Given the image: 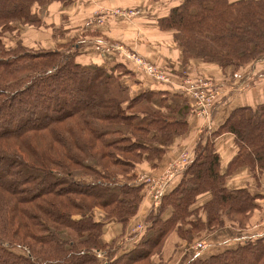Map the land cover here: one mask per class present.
<instances>
[{
    "label": "trees",
    "instance_id": "trees-1",
    "mask_svg": "<svg viewBox=\"0 0 264 264\" xmlns=\"http://www.w3.org/2000/svg\"><path fill=\"white\" fill-rule=\"evenodd\" d=\"M143 2L137 8L169 34L183 65L236 70L264 59V0ZM90 6L0 0V264H166L171 237L179 248L223 217L242 226L264 211V188L223 182L241 167L264 179L263 102L235 108L214 131L232 134L237 147L223 170L213 144L199 139L176 184L128 233L146 192L140 166L158 168L179 146L193 106L168 84L131 95L142 72L118 52L96 50L104 34L81 27ZM159 66L174 79L188 75ZM111 224L118 231L106 239ZM172 251L168 264H264V233L217 253Z\"/></svg>",
    "mask_w": 264,
    "mask_h": 264
},
{
    "label": "crops",
    "instance_id": "crops-1",
    "mask_svg": "<svg viewBox=\"0 0 264 264\" xmlns=\"http://www.w3.org/2000/svg\"><path fill=\"white\" fill-rule=\"evenodd\" d=\"M143 1L144 0H89V4L91 6L87 9V11L90 12V16L81 27L85 30L92 27L91 30L95 29L100 31L104 34V39L107 38L115 41L118 38V40H121L123 45L135 49L149 62L153 64L157 63L158 66L166 65L170 67V69L181 73V75L190 74L208 77L219 87L221 96L215 105L213 113V127L211 128V131L201 128L199 119L194 117L190 122L188 134L179 140V148L177 146L171 147L165 156L163 164L156 169H152L148 163L142 164L140 166V173L147 171L150 173L149 175L154 176L157 175L163 167L173 164L170 167L174 166L178 169L174 177L179 176L187 165L184 164L181 166L180 163H178V161L181 160V156H179V154L182 150L187 151L190 154L191 159L193 149L199 139H208L209 142L213 144L215 151L220 158L223 170L228 161L236 154L237 147L232 134L224 133L215 136L213 133L223 124L228 115L235 108L243 106L253 107L264 102V59L257 62H249L236 70L233 67L222 70L215 64L205 63L198 59H191L183 65L180 60L181 57L179 50L176 44L172 41L171 37H167V35H165L166 33L158 31L155 28L152 19L148 18L147 15H144L141 11V14L136 18H133V16L127 18L124 15L116 16L112 14L110 16H105L106 18L102 25H96L95 23L89 22L95 12L104 13L107 10L113 12L120 10L126 11L135 8L138 9L137 7L139 6L143 7ZM155 10L156 7L151 6L150 12H154ZM136 75L137 76H134V81L129 83L130 90L135 87L140 88L139 90L156 89L160 86L158 83H154L152 79L142 73H138ZM178 78H176L175 81L178 80ZM170 87L172 86L170 85ZM159 88L168 87L161 85ZM261 179L262 178H258V180L255 179L252 172L248 168L241 167L237 168L232 173L225 175L223 182L229 189L246 187L253 194H261L263 191L262 188H264V185L262 184L263 181L261 182ZM176 181L177 180L171 181L169 178L165 184L167 187H171L176 184ZM167 187L165 188L162 196L166 193ZM162 196L156 204L150 205L148 202L142 204V202L139 212L135 217L145 213L146 210V213L152 209L155 210L159 205ZM260 199L257 201L261 202ZM144 208H146V210H144ZM258 217V211H256L247 224L255 222ZM223 220L225 221L223 225L217 227L214 231L206 234L202 238L205 243V248H203L199 254L204 255L217 253L228 247L237 245L245 238L258 235L257 230L253 227L248 228V226L244 225L239 226L225 217H223ZM111 225H113V227L109 225L105 230V237L108 239L112 238L118 231V226L116 224ZM136 230L139 231L140 228ZM174 239L175 237H172V241ZM177 241L175 239L176 244ZM181 246L182 247L179 248L174 246L175 258L177 254L183 255L186 251H191L190 247L192 245L189 246V244L187 245L182 242ZM180 248L182 252L178 253L179 251L177 252V250H180Z\"/></svg>",
    "mask_w": 264,
    "mask_h": 264
},
{
    "label": "built area",
    "instance_id": "built-area-1",
    "mask_svg": "<svg viewBox=\"0 0 264 264\" xmlns=\"http://www.w3.org/2000/svg\"><path fill=\"white\" fill-rule=\"evenodd\" d=\"M136 13H138L137 10L121 11V15H124L127 18L132 17ZM102 20L103 16L101 15V12H95L89 22L100 24ZM95 48L101 53L113 51L121 53L136 69L144 73L150 79L160 84H168L172 87L175 86L179 93H182V91H190L194 100H196L197 106L201 108V112L206 116L209 115V111L212 110L214 104L216 103V99L220 94L218 88L216 86L212 88L210 79H206L205 77L183 75L178 79L179 83H176V81L173 80L161 66L155 65L145 59L142 55L126 49L122 43L120 49L116 44L101 41L95 46ZM208 129L211 130V127L208 126ZM189 159L190 154L187 151L184 152L180 160V165H186ZM172 168H174V166ZM157 182H159V179L155 178L153 183ZM165 183L166 180L162 182V184ZM164 191L165 185L158 187L151 185L150 188L147 189L146 195L154 200L152 204H156L159 202ZM138 228L140 227L138 226ZM254 229H256L258 233H264V212L261 222L255 225ZM203 248H205V243L203 241H198L190 247V250L195 254H199Z\"/></svg>",
    "mask_w": 264,
    "mask_h": 264
},
{
    "label": "rangeland",
    "instance_id": "rangeland-1",
    "mask_svg": "<svg viewBox=\"0 0 264 264\" xmlns=\"http://www.w3.org/2000/svg\"><path fill=\"white\" fill-rule=\"evenodd\" d=\"M131 10H137L138 11V13H136V14H134L133 15V18H136L137 16H139L140 14H141V12H140V10L139 9H131ZM116 15V16H121V10L120 11H113V12H110L109 10H107V11H105L104 13H101V15L103 16V20H102V22L100 23V25H102L103 23H104V21H105V16H110V15ZM132 18V19H133ZM96 24V23H95ZM97 25V24H96ZM99 25V24H98ZM94 30V29H93ZM92 30V31H93ZM165 35H167V37L169 36V34H165ZM170 37V36H169ZM116 39V38H115ZM114 39V40H115ZM104 42H108V43H113V44H116L117 45V47H119L120 49H121V40H118V38L115 40V41H113L112 39H105L104 40ZM126 49H129L130 51H134V52H136V53H138L135 49H132V48H130V47H127L126 45H123ZM119 53V52H118ZM121 54V53H120ZM139 54V53H138ZM140 55V54H139ZM157 65V64H156ZM198 76H201V75H196V76H194V77H198ZM201 77H205V76H201ZM206 79H210V78H208V77H205ZM173 79V78H172ZM173 80H175V79H173ZM125 82H127V83H129L130 81L126 78L125 79ZM153 82V81H152ZM155 82V81H154ZM176 83H179V80H176ZM210 83H211V87L213 88L214 86H216L217 88H218V90L220 91V89H219V87L216 85V83L213 81V80H211L210 79ZM171 88H173L172 90L174 91V92H178L179 93V91L178 90H176V87L175 86H173V87H171ZM140 88H138V87H135V88H132L131 90H130V94L131 95H135V94H137L140 90H139ZM218 91V92H219ZM181 95H184V96H186L188 99H189V102H190V104L193 106V113H192V115L190 116V122L193 120V118L195 117L196 119L198 118L199 119V121H200V126H201V128H207L208 129V126L209 127H213V110L215 109V104H214V106H213V108H212V110L211 111H209V115H205V114H203L202 112H201V108H199V106H197V104H196V100H194V97L192 96V94H191V92L190 91H182V93H181ZM220 96H221V93L218 95V97H217V99H216V102L220 99ZM215 102V101H214ZM209 130V129H208ZM209 131H211V130H209ZM184 152H186V151H184V150H182L181 151V153L179 154V156H181L182 157V154L184 153ZM178 163H180V161H178ZM176 164H177V160H176ZM171 165H173V164H169V165H167V166H165V167H163V169L160 171V172H158L157 173V175H154V176H152V175H149L150 173L149 172H147V171H145V172H142V173H140L139 172V174H138V176H137V178H136V181H139V182H145V184H146V191H147V189H149L150 188V186L151 185H153L154 187H158V186H163V185H165V188L167 187V185L166 184H162V182L163 181H167L169 178L171 179V181H175L179 176H177V177H174V175L176 174V172L178 171V169L176 168V167H174V168H172V167H170ZM170 167V168H169ZM155 178H157V179H159V182H157V183H153V180L155 181ZM263 181V182H262ZM261 182H262V184L264 185V179H261ZM167 183V182H166ZM170 187V186H169ZM169 187H167V189L169 188ZM144 200L145 201H143V203L142 204H145V202H148L150 205L154 202V200L151 198V197H148L147 195H146V192H145V197H144ZM141 204V205H142ZM140 205V206H141ZM144 210H146V208H144ZM147 211V210H146ZM146 211H145V213H146ZM139 212V211H138ZM264 212V211H263ZM263 212L262 213H259L258 215H259V217H258V219L255 221V222H250L249 224H247L248 223V221L252 218H250V219H248V220H246V222L244 223V226H248V228H251V227H253L254 228V226L255 225H257V224H259L260 222H261V220H262V215H263ZM145 213H142V214H140V216H138V217H135V216H137V214L133 217V218H131L130 219V225H129V227H127V231H128V233H135V232H137V230L136 229H138L137 227L139 226L140 227V229L142 228V226H143V221H142V219H143V216H144V214ZM140 222V223H139ZM139 223V224H138ZM247 224V225H246ZM110 226H112L113 227V225H110ZM106 239H108L107 237H105ZM203 238V237H202ZM201 237L200 238H198V239H196V240H194V241H192V242H190V243H186V244H189V246L190 245H193L194 243H196V242H198V241H203V239H202ZM176 239V238H175ZM175 239L172 241V237L169 239V240H167L166 241V243H165V250H164V253H165V260L167 261V263L166 264H168L169 262H170V260H171V256L170 255H172V253H173V251L172 250H174L175 251V248H174V244H176V242H175ZM177 241V240H176ZM179 250H177V252H178ZM179 253H180V251H179ZM169 255V256H168ZM168 256V257H167ZM178 257V256H177ZM173 263V262H172Z\"/></svg>",
    "mask_w": 264,
    "mask_h": 264
}]
</instances>
